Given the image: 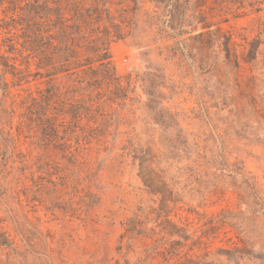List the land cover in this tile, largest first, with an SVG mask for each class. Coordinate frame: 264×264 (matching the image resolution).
Listing matches in <instances>:
<instances>
[{
	"label": "rangeland",
	"instance_id": "374dc122",
	"mask_svg": "<svg viewBox=\"0 0 264 264\" xmlns=\"http://www.w3.org/2000/svg\"><path fill=\"white\" fill-rule=\"evenodd\" d=\"M55 1L0 7V264H264V0Z\"/></svg>",
	"mask_w": 264,
	"mask_h": 264
},
{
	"label": "trees",
	"instance_id": "16d2710c",
	"mask_svg": "<svg viewBox=\"0 0 264 264\" xmlns=\"http://www.w3.org/2000/svg\"><path fill=\"white\" fill-rule=\"evenodd\" d=\"M40 0H35L34 2H32L31 0H0V7L4 5V3H9L10 2L12 4V6H9L10 8L13 7L12 9L7 8L4 9L5 12H10L12 15L16 14V15H23L24 17L27 15L28 13L31 12L30 7L32 5H37L35 2H39ZM55 2H58V0H56ZM35 3V4H34ZM44 3H49V0H44ZM62 9L57 6L55 7V16L57 17L56 20H54L53 23V29H60L61 33H63L67 30L66 26L63 22L62 19H60L62 17ZM42 12H44V10L42 9ZM13 19H15L14 16H11ZM53 21V20H52ZM52 21H51V25H52ZM51 25L50 27H47V25L45 26V22L43 21L42 23H40L39 28L38 27H31L28 26L24 27V30H28L33 28V32L35 33V36L33 37V41L31 45H25L24 42H21L19 38H23L24 36L21 34H13L12 37H9L8 39L10 41H15L12 46L13 48V52H15V46L16 44H18V46H21L20 49H17L18 52H24V51H29L28 55H32L34 57H38L39 56V62H38V67L39 68H50L54 66L53 61L56 60L55 57L56 56H60L59 53H57V50L59 49V51H62V48H59L60 46L58 44L55 43L56 40H59V35L57 33H52L51 32ZM59 27V28H58ZM59 32V31H58ZM10 33V32H9ZM6 39V38H5ZM109 58V53H108V48H106V52H105V57L102 58V60H105ZM57 62V61H56ZM64 71H69L66 69H57V73L60 72H64Z\"/></svg>",
	"mask_w": 264,
	"mask_h": 264
}]
</instances>
